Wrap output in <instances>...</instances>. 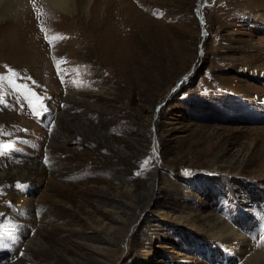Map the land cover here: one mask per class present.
Wrapping results in <instances>:
<instances>
[{
	"label": "rangeland",
	"instance_id": "obj_1",
	"mask_svg": "<svg viewBox=\"0 0 264 264\" xmlns=\"http://www.w3.org/2000/svg\"><path fill=\"white\" fill-rule=\"evenodd\" d=\"M1 19L0 264H264V0Z\"/></svg>",
	"mask_w": 264,
	"mask_h": 264
},
{
	"label": "bare ground",
	"instance_id": "obj_2",
	"mask_svg": "<svg viewBox=\"0 0 264 264\" xmlns=\"http://www.w3.org/2000/svg\"><path fill=\"white\" fill-rule=\"evenodd\" d=\"M14 1L15 0H0V12L2 13V11L8 10L12 6V2ZM37 1L39 3H46L56 9H62V10L73 8L75 5V0H37ZM45 10H46L45 7H43L42 5H39L38 8H32V9L28 7L27 12L25 13V16H24L25 20L27 19L29 21L27 22L26 20L27 25H31V27L33 28L34 26L37 27L40 21H38L36 18L38 14L44 12ZM0 22H2V19L0 20ZM0 39L2 40V25H0ZM228 237H229L228 238L229 258L235 259L234 256L237 253L238 247L239 246L242 247L243 245L247 243L246 237L244 233L242 235L240 233L236 234L233 232H231L230 236Z\"/></svg>",
	"mask_w": 264,
	"mask_h": 264
},
{
	"label": "snow or ice",
	"instance_id": "obj_3",
	"mask_svg": "<svg viewBox=\"0 0 264 264\" xmlns=\"http://www.w3.org/2000/svg\"><path fill=\"white\" fill-rule=\"evenodd\" d=\"M46 162H47V158H46Z\"/></svg>",
	"mask_w": 264,
	"mask_h": 264
}]
</instances>
